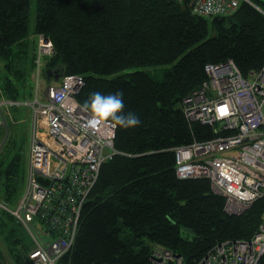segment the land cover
I'll return each instance as SVG.
<instances>
[{
  "label": "trees",
  "instance_id": "1",
  "mask_svg": "<svg viewBox=\"0 0 264 264\" xmlns=\"http://www.w3.org/2000/svg\"><path fill=\"white\" fill-rule=\"evenodd\" d=\"M28 8L29 0H0L2 96L32 98L43 36L53 47L43 60L45 80L47 69L82 77L80 105L93 92H123L124 114L141 121L132 129L116 127L115 153L102 164L75 241L58 264H151L158 247L196 264L218 243L251 239L264 223V195L243 213L227 214L224 197L212 192L208 179L177 177L173 150L215 136L206 125L189 124L181 108L207 79L206 64L231 60L244 77L264 66V0H241L232 16L211 18L193 15L176 0H37V40L28 36ZM165 65L171 67L160 80L129 71ZM20 110L8 109L0 128V202L9 208L22 195L27 143L23 157L16 128L7 140L3 132L16 125ZM2 211L0 264H27L32 244L20 223Z\"/></svg>",
  "mask_w": 264,
  "mask_h": 264
},
{
  "label": "built area",
  "instance_id": "2",
  "mask_svg": "<svg viewBox=\"0 0 264 264\" xmlns=\"http://www.w3.org/2000/svg\"><path fill=\"white\" fill-rule=\"evenodd\" d=\"M202 18L230 17L241 0H176ZM247 1L248 0H244ZM52 43L38 37L35 88ZM207 79L182 101L189 124L210 127L214 137L176 147L174 169L180 179H208L213 193L224 197V211L239 215L264 195V66L244 77L231 61L206 64ZM84 86L78 75L48 85L43 100H6L0 91V128L10 107L29 111L27 160L22 195L15 207L0 202L31 239L27 264H58L71 249L81 211L102 164L114 153L116 128L105 122L88 127V114L76 96ZM63 97L62 103L58 97ZM222 109L226 112L222 113ZM4 140H0V150ZM36 223L41 229L36 228ZM264 255V223L249 240L218 243L196 264H258ZM151 264H184L170 250L154 248Z\"/></svg>",
  "mask_w": 264,
  "mask_h": 264
},
{
  "label": "clouds",
  "instance_id": "3",
  "mask_svg": "<svg viewBox=\"0 0 264 264\" xmlns=\"http://www.w3.org/2000/svg\"><path fill=\"white\" fill-rule=\"evenodd\" d=\"M57 100L62 103L63 97H58ZM79 107L83 113L88 114L87 125L93 129L109 121L113 128L122 129L136 128L141 124L134 113L124 114L123 92L120 91L108 95L93 92Z\"/></svg>",
  "mask_w": 264,
  "mask_h": 264
},
{
  "label": "rangeland",
  "instance_id": "4",
  "mask_svg": "<svg viewBox=\"0 0 264 264\" xmlns=\"http://www.w3.org/2000/svg\"><path fill=\"white\" fill-rule=\"evenodd\" d=\"M36 15H37V0H29V8H28V24H27V28H28V36L31 40H37V36L34 35V28H35V19H36ZM170 65H165V66H149V67H134L131 68L129 71H146L147 73H149L154 79L156 80H160L163 76V73L166 69L170 68ZM33 78V77H32ZM33 82V96L31 99H33V97L35 96V94H37L38 98L40 100H43V96L44 93L48 87V83L47 81L41 76L38 79L39 82V87L36 89L35 88V80L32 79ZM21 110L19 112L20 115L17 116V123L16 125L12 124L7 130H5L3 132V136L7 135L8 137L6 138V140L10 137V135L14 134L13 131L16 128L17 130V140L22 142V148L19 152L20 155H22L24 157L25 153H26V143H27V138L26 136H28L29 134V126H28V113L29 111L26 108H22L19 107ZM13 107H10L9 110L12 111ZM25 109V110H24ZM24 121L23 123H20ZM18 125V126H17ZM23 125V126H20ZM5 139V138H4ZM5 140V141H6ZM3 209L0 210V216H3ZM36 228L41 229L40 226L38 225V223H36ZM1 239H4L3 235L0 234ZM23 237L25 239L26 243H32L31 239L29 237V235L24 231L23 232Z\"/></svg>",
  "mask_w": 264,
  "mask_h": 264
},
{
  "label": "water",
  "instance_id": "5",
  "mask_svg": "<svg viewBox=\"0 0 264 264\" xmlns=\"http://www.w3.org/2000/svg\"><path fill=\"white\" fill-rule=\"evenodd\" d=\"M45 76L47 77L46 81L50 83L51 81L58 82L60 78L62 77V74L61 72H59V70L47 69L45 71Z\"/></svg>",
  "mask_w": 264,
  "mask_h": 264
},
{
  "label": "crops",
  "instance_id": "6",
  "mask_svg": "<svg viewBox=\"0 0 264 264\" xmlns=\"http://www.w3.org/2000/svg\"><path fill=\"white\" fill-rule=\"evenodd\" d=\"M48 83V82H47ZM49 85H55V84H53V82L51 81L50 83H48ZM58 84H59V82H58ZM13 123V122H12Z\"/></svg>",
  "mask_w": 264,
  "mask_h": 264
},
{
  "label": "snow or ice",
  "instance_id": "7",
  "mask_svg": "<svg viewBox=\"0 0 264 264\" xmlns=\"http://www.w3.org/2000/svg\"><path fill=\"white\" fill-rule=\"evenodd\" d=\"M221 111H222V113H223V112H226V109H222Z\"/></svg>",
  "mask_w": 264,
  "mask_h": 264
}]
</instances>
